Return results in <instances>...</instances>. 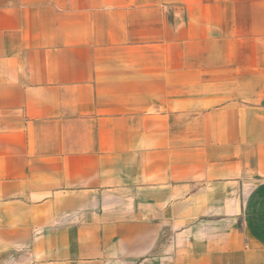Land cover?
<instances>
[{"label":"crops","instance_id":"1","mask_svg":"<svg viewBox=\"0 0 264 264\" xmlns=\"http://www.w3.org/2000/svg\"><path fill=\"white\" fill-rule=\"evenodd\" d=\"M0 264H264V0H0Z\"/></svg>","mask_w":264,"mask_h":264}]
</instances>
